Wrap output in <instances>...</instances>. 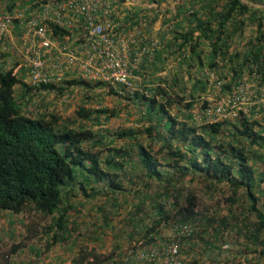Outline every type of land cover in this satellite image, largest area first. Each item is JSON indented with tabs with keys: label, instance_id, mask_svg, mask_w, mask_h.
Masks as SVG:
<instances>
[{
	"label": "trees",
	"instance_id": "1",
	"mask_svg": "<svg viewBox=\"0 0 264 264\" xmlns=\"http://www.w3.org/2000/svg\"><path fill=\"white\" fill-rule=\"evenodd\" d=\"M141 1L159 7L167 0ZM22 2L4 6L11 11L27 5ZM138 15L127 12L121 18L124 31L126 25L128 31L139 28L146 34L140 21L147 18ZM163 27L154 60H143L140 74L166 71L167 63L176 60L188 79L160 76L153 87L143 86L131 96L109 88V95L136 100L142 111L140 126L109 135L89 126L117 117L118 111L107 107L82 103L73 121L55 111L27 108L42 90L62 95L70 87L89 90L101 84L72 80L66 87L33 89L23 82L17 64L4 69L7 57L0 52V212L32 211L45 219L43 233L50 240L45 251L80 233L76 219L85 205L103 217V224L86 229L94 241L101 229H114L110 217L122 211H128L125 238L131 241L137 234L142 241L127 250L116 245L106 255L82 247L70 264H123L129 250L169 242L179 246L183 263L201 247L204 261L209 254L220 258L229 240L242 242L258 260L264 257V121L241 117L201 125L192 120L194 101L208 81L193 71L208 68L231 76L222 86L226 91L245 75L264 76V0H180ZM182 109L186 114L180 115ZM186 181L200 186L188 188ZM198 193L208 199L218 193L221 199L202 205ZM184 224L193 227L189 236L170 233Z\"/></svg>",
	"mask_w": 264,
	"mask_h": 264
},
{
	"label": "built area",
	"instance_id": "2",
	"mask_svg": "<svg viewBox=\"0 0 264 264\" xmlns=\"http://www.w3.org/2000/svg\"><path fill=\"white\" fill-rule=\"evenodd\" d=\"M132 2L31 0L22 8L0 13V52L13 59L23 82L33 89L66 87L76 80L101 84L121 95L133 94L139 91L134 86L141 79L140 65L145 59L154 60L159 42L139 28L124 31L120 8ZM225 83L215 80L216 90L203 96L201 115L193 116V121L201 125L241 117L264 121V76L254 72L232 84L229 91L222 90ZM211 89L209 84L207 92ZM192 231L190 224L170 229L182 237ZM123 264H183V260L179 246L169 242L129 250Z\"/></svg>",
	"mask_w": 264,
	"mask_h": 264
},
{
	"label": "rangeland",
	"instance_id": "3",
	"mask_svg": "<svg viewBox=\"0 0 264 264\" xmlns=\"http://www.w3.org/2000/svg\"><path fill=\"white\" fill-rule=\"evenodd\" d=\"M12 1L16 2V5L18 6L23 3L22 1L24 0L0 1V13L7 12L4 5L9 6ZM179 1L180 0H167L158 7L155 4H148L147 2L141 0H133L132 4L120 8V17L122 18L125 16L127 12L139 11V18H147L145 21H140L142 23L141 27H143L146 31V35L158 40L160 32L167 28H161L162 20L172 17L175 13V5H177ZM27 3H29L28 0L26 4ZM153 18H156L155 22L150 28L147 27L148 21ZM124 27L127 32L128 30L126 25ZM163 32H165V30ZM248 36L249 31L245 34V37L241 39L245 41ZM166 38H170V34H168ZM10 45L11 44H9L7 51L10 48ZM12 61L13 59L9 61L7 58L5 61L6 64H4V69L11 68L14 65ZM166 69V71L158 72L154 75L150 74V70L143 71L141 79L136 82V86H134V88H136V90H141L143 89V86L148 88L153 87L156 84V78L160 76L170 77L172 74L177 75L178 78L183 77V82L187 81V72L184 70V67L181 69L178 66L176 60L168 62ZM170 69L172 70L171 72L169 71ZM213 73V70L208 68L193 71V74L198 78L202 76L203 79L208 81L206 90L194 101L192 117L195 115H201L202 98L207 94H212L216 90L214 86L217 78L224 81L231 79V76H224V74L220 76L218 73L214 74V77H212ZM223 76L226 79H222ZM244 77H246V75ZM209 84H212V89L207 92ZM187 87L190 89L189 83ZM131 95L132 94H130V96ZM188 100L189 98L186 95V101ZM82 103L86 104V107L91 109H98L102 106L107 107L109 110L118 111L117 117L109 119L108 121L101 119L99 124H95V122L92 121V125L89 126L92 127V130L95 133L109 135L117 131L119 128H135L140 126L138 120L142 111H140L136 100L127 101L126 99L109 95L108 89L103 85L89 90H82L79 87H70L67 91L65 89L62 95L57 92H48L45 94L36 93V95H32L29 99L27 108L32 110L33 107L36 106V108H34L36 111H55L62 118L73 121L75 119V110ZM177 112L178 108H174L172 114H177ZM182 114H186L184 109L181 110L180 115ZM119 144L120 141L116 143L117 146ZM185 186L193 188L199 187L200 184L197 182L190 183L186 181ZM197 197L199 198L198 200H200V204L213 206L216 201L221 199V196H219L218 193H216L212 199H208L202 193H198ZM90 207L91 205H85L81 215H79L76 219V223L81 225L80 233L78 235L74 234V236L67 242L53 245L48 249V251H45V248L46 245H48L47 242L50 240H47V237H45L43 233L46 221L39 214L32 211H25L23 214L15 216L7 212H0V264H70L72 258L76 256L78 250L82 247L85 249L92 248L98 253L106 255L116 248V245H121L125 248V250H127L140 243L141 239L137 234L132 237L133 240L131 241L125 238L126 230H124V222L126 212L128 211H122V213L118 215L113 213L110 217L111 221L108 223H111V226L114 229L112 230L109 226L104 230L101 229L100 233L96 235L99 237V241H94L92 234L90 235V232H87L86 229L94 226L98 227L103 224V217L101 214H98L97 210H90ZM126 207L129 210L130 205L128 204ZM92 224L94 226H92ZM136 240L138 241L136 242ZM17 245H19L18 248H16ZM14 250H16L15 253ZM223 250L224 253H222L220 258H217L216 255L209 254L208 257L210 260L204 261L203 257L205 256L204 253H202V247L199 249L197 248V255H192L184 260H186L187 264L189 261L191 264L192 259L196 260V264H212L215 262H217L215 264H246L245 262L248 259L252 264H264V257L258 260V258L252 256L249 250L245 251L242 242L229 240L227 244L223 245ZM36 251L38 254L35 253ZM250 257H252V259H250Z\"/></svg>",
	"mask_w": 264,
	"mask_h": 264
}]
</instances>
